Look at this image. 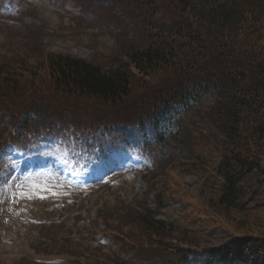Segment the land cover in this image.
I'll list each match as a JSON object with an SVG mask.
<instances>
[{
  "label": "trees",
  "instance_id": "obj_1",
  "mask_svg": "<svg viewBox=\"0 0 264 264\" xmlns=\"http://www.w3.org/2000/svg\"><path fill=\"white\" fill-rule=\"evenodd\" d=\"M176 1L177 18L155 26L158 31L149 35L146 48L127 50L109 68L64 54L44 57L55 91L111 106L132 97L138 78L166 72L174 79L153 91L142 106L130 104L134 123L106 121L100 135L81 133L102 156L138 150L153 160V169L143 173L144 187L131 202L119 201L116 212L103 205L99 219L106 227L105 244H98L92 232H75L67 220H58L32 250L38 262L27 264H264V227L253 218L258 187L252 192L246 187L253 176L264 174V0ZM8 79L4 61L0 101L8 100ZM26 109L16 132L5 137L4 130L1 147L7 137L24 147L31 136L68 131L30 132V115L34 112L41 120L45 111ZM15 111L21 115L20 108ZM196 113L203 117L201 128L195 126ZM191 115L192 120L183 122ZM162 161L166 166L187 164V170L208 180L216 177L220 183L205 207L234 226L237 235L219 233L217 241L208 242L206 236L222 229L208 230L197 220L189 227L180 220L158 219L169 206L165 191L158 189Z\"/></svg>",
  "mask_w": 264,
  "mask_h": 264
},
{
  "label": "rangeland",
  "instance_id": "obj_2",
  "mask_svg": "<svg viewBox=\"0 0 264 264\" xmlns=\"http://www.w3.org/2000/svg\"><path fill=\"white\" fill-rule=\"evenodd\" d=\"M179 6L176 0H14L11 15L0 8V65L8 62V80L11 82L8 84V98H5L8 100L0 101V137L5 129H8L5 137L17 131V120L27 116V113L23 114L27 106H38L45 111L41 120L34 117V112L29 113L32 119L30 132L97 133L104 128L101 125L106 121L111 123L121 119L125 124L134 123L135 109H129L130 104L136 101L142 106L153 91L161 90L164 84L174 79L172 74L165 72L147 79L138 78L132 97L122 105L111 106L55 91L46 74L44 57L48 53L64 54L109 68L121 61L127 50L146 48L150 44L149 35L158 31L155 26L169 25L174 21L177 18L174 10ZM13 87L17 90L15 93L9 90ZM11 94L18 98L12 100ZM6 108L8 111L4 112ZM15 108L21 109V115ZM194 116L184 117L183 122ZM196 116L195 126L201 128L203 117L199 113ZM74 132H70L71 136L63 135V132L26 138L32 141L26 150L32 158L27 168H18L9 155L2 164L0 161V264H27L32 260L28 256L35 254L34 247L44 242L40 237L47 235L48 227L59 223L58 220H67L75 232L88 230L97 236L99 231L106 229L99 219L103 205L115 211L119 201L131 202L137 190L144 186L142 175L133 172L140 151L132 152L136 156L111 155L97 166L99 170L90 171L87 181L96 183L115 175L117 182L106 183L98 190L99 194L97 189L89 187L80 191L71 188V192H76L74 197L84 202L76 206L78 217H73L72 199L63 198L62 194L71 193L61 181L62 170L68 166L65 154L68 152L73 157V152L75 160L84 168L80 170L71 165L73 171H69L75 175L85 173L96 160L80 159L79 151L84 153L85 145L77 142L75 145L79 136ZM40 139L52 142L44 143ZM9 141L13 138L7 137L4 142ZM53 153L57 159L51 156ZM147 162L146 167L149 166ZM161 164L158 178L163 184L158 189L165 191L164 198L170 205L169 209L162 211L166 218L180 220L182 225L189 227L192 226L190 221L197 220L208 230L222 229L210 238L206 236L208 242L237 235L234 226L205 207L209 195L216 192L220 183L216 177L208 176V180L192 173L187 170V164L166 166L163 161ZM73 183L80 185L84 182L78 179ZM246 187L250 192L258 187V194L253 196L258 203L253 218L264 227V174L253 176ZM88 241H83L86 246L91 244ZM92 246L97 244L92 242Z\"/></svg>",
  "mask_w": 264,
  "mask_h": 264
}]
</instances>
